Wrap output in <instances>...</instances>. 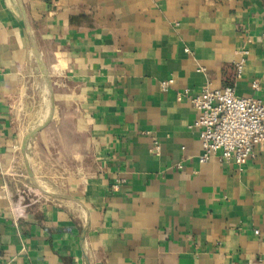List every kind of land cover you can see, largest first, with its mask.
Returning <instances> with one entry per match:
<instances>
[{
	"label": "crops",
	"instance_id": "crops-1",
	"mask_svg": "<svg viewBox=\"0 0 264 264\" xmlns=\"http://www.w3.org/2000/svg\"><path fill=\"white\" fill-rule=\"evenodd\" d=\"M205 88L264 102V0H0V264H264V146L200 164Z\"/></svg>",
	"mask_w": 264,
	"mask_h": 264
},
{
	"label": "built area",
	"instance_id": "built-area-1",
	"mask_svg": "<svg viewBox=\"0 0 264 264\" xmlns=\"http://www.w3.org/2000/svg\"><path fill=\"white\" fill-rule=\"evenodd\" d=\"M244 62L242 58L235 65L238 75ZM253 87L257 89L256 84ZM161 88L166 91L167 85ZM184 95L197 111L193 127L199 130L200 164L219 155L222 161L233 163L241 170L252 158L254 148L264 146V102L236 96L231 88H205L196 95L188 91ZM154 151H158V146Z\"/></svg>",
	"mask_w": 264,
	"mask_h": 264
},
{
	"label": "water",
	"instance_id": "water-1",
	"mask_svg": "<svg viewBox=\"0 0 264 264\" xmlns=\"http://www.w3.org/2000/svg\"><path fill=\"white\" fill-rule=\"evenodd\" d=\"M33 52L34 55L36 57L38 66L40 68L42 77H43V81L46 87V92H47V97H48V101H49V112L47 117L45 118V120L40 123L38 126H36L34 129H32L25 137L24 142H23V147L22 149L25 150L26 148V143L36 134L38 133L47 123H49L51 117H52V112H53V100H52V96H53V91H52V84L48 75V72L45 68V66L43 65L42 61L40 60V57L37 53V50L35 48V46L33 45Z\"/></svg>",
	"mask_w": 264,
	"mask_h": 264
},
{
	"label": "rangeland",
	"instance_id": "rangeland-1",
	"mask_svg": "<svg viewBox=\"0 0 264 264\" xmlns=\"http://www.w3.org/2000/svg\"><path fill=\"white\" fill-rule=\"evenodd\" d=\"M46 97H47V92H46ZM41 106V110H42V113L45 114L47 111L49 112V101H48V97L46 99V101H44L42 104H40ZM48 115V114H47ZM45 119V118H44ZM43 118H41V122H43L44 120ZM40 124V123H38ZM30 141V140H29ZM29 141L26 143V148H25V151L27 152V148H28V145H29ZM27 157V156H26Z\"/></svg>",
	"mask_w": 264,
	"mask_h": 264
}]
</instances>
